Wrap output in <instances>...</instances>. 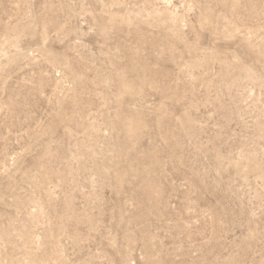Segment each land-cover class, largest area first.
I'll use <instances>...</instances> for the list:
<instances>
[{
	"label": "rangeland",
	"instance_id": "rangeland-1",
	"mask_svg": "<svg viewBox=\"0 0 264 264\" xmlns=\"http://www.w3.org/2000/svg\"><path fill=\"white\" fill-rule=\"evenodd\" d=\"M0 264H264V0H0Z\"/></svg>",
	"mask_w": 264,
	"mask_h": 264
}]
</instances>
